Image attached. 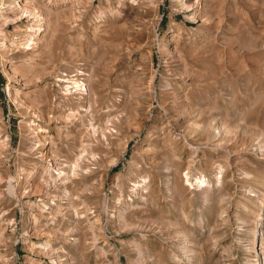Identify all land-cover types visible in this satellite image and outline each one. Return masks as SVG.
I'll use <instances>...</instances> for the list:
<instances>
[{
    "label": "rangeland",
    "instance_id": "rangeland-1",
    "mask_svg": "<svg viewBox=\"0 0 264 264\" xmlns=\"http://www.w3.org/2000/svg\"><path fill=\"white\" fill-rule=\"evenodd\" d=\"M26 1L33 48L37 18L0 19V264H264V0Z\"/></svg>",
    "mask_w": 264,
    "mask_h": 264
},
{
    "label": "bare ground",
    "instance_id": "bare-ground-1",
    "mask_svg": "<svg viewBox=\"0 0 264 264\" xmlns=\"http://www.w3.org/2000/svg\"><path fill=\"white\" fill-rule=\"evenodd\" d=\"M127 1V0H126ZM135 1H137V0H135ZM186 1L187 0H177L176 2L182 7V8H184V9H190V7L191 6H189V5H187L186 4ZM124 2V1H123ZM14 3V2H13ZM15 5H13L12 6V8H18V9H21V11L23 12V13H25V14H29L30 16H33V17H35V19L37 18L36 17V15L35 14H33V13H31L28 9H27V4H28V2L26 1V2H24V0H16V2L14 3ZM9 7H10V5H9ZM120 7L121 8H124V4L123 3H120ZM36 22H35V24H36V26L35 27H31L27 32H29V34L25 37V39H24V43H20L19 45V48H21V47H25V48H33L34 47V45H35V43H37L36 41H37V37L39 36V35H41L40 34V32L39 31H41V27H40V20H38V18L35 20ZM38 26V27H37ZM20 41V40H19ZM22 41V40H21ZM17 42V41H16ZM13 44H15V42L14 43H12V46H13ZM6 44H2V45H0V46H5ZM72 81H70V80H68L67 81V84H70L71 86H69V87H67L68 89H67V91H68V93L69 92H71L74 88L77 90V91H79V92H81L80 94H82L83 95V93L85 94L86 92H87V88H86V86H85V84L84 83H82V82H78V81H75V80H73V79H71ZM81 80V79H80ZM70 99H71V97H70ZM72 114V113H71ZM41 115V114H40ZM73 115V114H72ZM72 118H74L73 116H71ZM69 118V120H71L72 118ZM39 118V117H38ZM57 118V117H56ZM66 119V118H65ZM46 121V120H45ZM65 122V121H64ZM45 123V122H44ZM40 126V125H39ZM30 127V126H29ZM75 127V126H74ZM40 129V128H39ZM39 129H33V136H34V140H35V142H36V144H39V148L41 149V148H44V147H47V146H45V137H41V136H39L38 135V133H39ZM59 134V133H58ZM60 136V135H59ZM58 137V136H57ZM33 140V141H34ZM2 144V143H1ZM35 144V145H36ZM1 146V145H0ZM50 147V146H49ZM36 150V149H35ZM42 151V150H41ZM49 151V150H48ZM38 152V151H37ZM50 152V151H49ZM48 153V152H47ZM40 154V153H39ZM38 155V154H37ZM48 155V154H47ZM39 156H41V155H39ZM43 157H44V154H43ZM42 158V157H41ZM44 159V158H43ZM49 159H47V161H48ZM51 160V159H50ZM51 162H53V161H51ZM51 165V164H50ZM54 165V164H53ZM52 165V166H53ZM72 166V165H71ZM50 167V166H49ZM52 170V169H51ZM39 174H40V176H39V180L41 181V182H43V183H45L46 185L44 186L43 184H41V185H43L44 187H47L48 186V184H52L53 183V181L54 180H52V175H51V172H50V170L46 167V168H44L43 167V169H42V171L41 172H39ZM34 176V175H33ZM35 181V180H34ZM63 182V181H62ZM202 183H205V184H207L208 183V181H206V180H203V181H201V180H199L198 181V185H200V184H202ZM145 184V183H144ZM40 185V184H39ZM40 187H42V186H40ZM48 189V187L46 188V190ZM135 189H137V190H139V189H141L140 188V186L139 185H137V188H135ZM36 190V189H35ZM44 192H45V189H44ZM46 193V192H45ZM48 194V193H47ZM85 216V215H84ZM255 256V255H254Z\"/></svg>",
    "mask_w": 264,
    "mask_h": 264
},
{
    "label": "built area",
    "instance_id": "built-area-1",
    "mask_svg": "<svg viewBox=\"0 0 264 264\" xmlns=\"http://www.w3.org/2000/svg\"><path fill=\"white\" fill-rule=\"evenodd\" d=\"M11 9L12 8L9 7L7 0H0V19L3 17H7L6 15L10 12ZM9 20H11V19H9ZM9 20H6L4 25H7L9 23Z\"/></svg>",
    "mask_w": 264,
    "mask_h": 264
}]
</instances>
